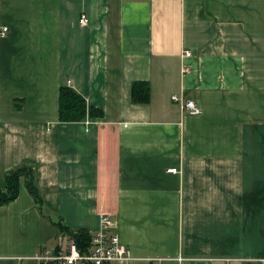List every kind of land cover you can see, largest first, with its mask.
<instances>
[{
    "label": "crops",
    "instance_id": "0c3cea01",
    "mask_svg": "<svg viewBox=\"0 0 264 264\" xmlns=\"http://www.w3.org/2000/svg\"><path fill=\"white\" fill-rule=\"evenodd\" d=\"M3 27L0 189L33 165L46 217L21 183L0 264L66 252L48 221L93 236L102 216L128 264H264V0H0ZM61 87L102 117L60 122Z\"/></svg>",
    "mask_w": 264,
    "mask_h": 264
},
{
    "label": "trees",
    "instance_id": "16d2710c",
    "mask_svg": "<svg viewBox=\"0 0 264 264\" xmlns=\"http://www.w3.org/2000/svg\"><path fill=\"white\" fill-rule=\"evenodd\" d=\"M133 84L132 101L135 103H146L147 85ZM141 87V90L139 91ZM139 91V92H138ZM89 110V111H88ZM87 112L90 117H102V113L92 108L87 109L85 100L71 88L61 87L58 93V120L62 123L80 122L85 118ZM5 187L0 189V207L6 206L17 199L21 183L33 199L35 207L40 211L42 217L45 208V190L38 184L33 165L20 164L4 174ZM57 227L60 235L72 239L80 253L88 251L92 236L85 230H70L61 222L48 221Z\"/></svg>",
    "mask_w": 264,
    "mask_h": 264
},
{
    "label": "built area",
    "instance_id": "2783aa9c",
    "mask_svg": "<svg viewBox=\"0 0 264 264\" xmlns=\"http://www.w3.org/2000/svg\"><path fill=\"white\" fill-rule=\"evenodd\" d=\"M88 23L86 17L79 19V24L84 26ZM7 33V28L3 27L0 30V38H3ZM192 56L191 51H183V58ZM186 71V68L183 69ZM174 102H179L182 110L190 115H195L200 112L199 107L192 101L180 100L177 96H172ZM168 173H177L176 169H170ZM114 221L107 216L100 218L99 229L93 234L91 238V250L86 253H80L72 239L68 240V247L66 252H59L50 255L49 252L35 254L33 260L38 264H47L54 262L56 264H128L131 261L129 251L121 243L118 234H111L114 229ZM16 264H21L16 260ZM163 264H169L166 261Z\"/></svg>",
    "mask_w": 264,
    "mask_h": 264
}]
</instances>
